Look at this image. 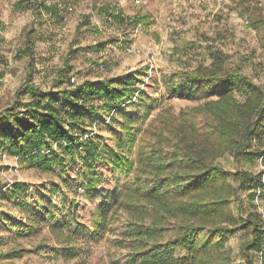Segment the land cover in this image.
Masks as SVG:
<instances>
[{
    "label": "rangeland",
    "instance_id": "374dc122",
    "mask_svg": "<svg viewBox=\"0 0 264 264\" xmlns=\"http://www.w3.org/2000/svg\"><path fill=\"white\" fill-rule=\"evenodd\" d=\"M17 1L0 0V110L32 98L25 88L31 75L32 82L56 91L54 83L66 65L71 69L64 87L132 71L140 94L120 111L113 110L114 120L107 111L86 118L87 127L92 123L91 136L101 135L103 143L115 146L128 116L137 137L149 139L161 116L179 115L183 109L203 106L207 97L218 98L211 88L206 94H193L190 85L173 91L170 84L177 71L211 65L213 51L224 55L227 69L240 71L264 89V34L248 20L251 15L264 18V0H124L129 15L149 13V24L128 29L97 10L105 3L118 5L119 0H72V10L67 0H47L48 5L57 4L58 15ZM88 14L90 23L77 30ZM28 31L33 32L35 45L26 44ZM237 96L246 98L241 90ZM18 109L25 111L23 106ZM2 133L1 129L0 144ZM53 143V149L59 147ZM20 147L19 142L15 148L8 142L0 147V264H141L127 236V225L138 212L122 202L134 181L138 139L131 151L133 169H116L104 158L96 160V188L87 186L90 166L77 150H62L64 162L56 160L49 168L20 152ZM253 147H262L260 138L253 140ZM42 150L49 154L52 145ZM217 163L228 171L235 189L229 213L240 220L237 231L224 236L217 263L227 253L232 264H248L244 245L253 227L246 226L244 218L259 211L264 219V172L260 186H253L264 170V154L248 150L237 157L225 150L217 154ZM244 171L255 178L243 180ZM14 181L31 185L16 195ZM115 190L118 193L109 196ZM38 200L43 206L30 209L29 203ZM46 208L57 214L55 220ZM67 244L73 245L74 254H64ZM176 253L189 251L179 247ZM251 254L253 264H264L262 252Z\"/></svg>",
    "mask_w": 264,
    "mask_h": 264
},
{
    "label": "trees",
    "instance_id": "16d2710c",
    "mask_svg": "<svg viewBox=\"0 0 264 264\" xmlns=\"http://www.w3.org/2000/svg\"><path fill=\"white\" fill-rule=\"evenodd\" d=\"M16 4H29L33 9H46L58 15L57 4L48 5L47 0H18ZM97 10L124 29L150 23L149 14L139 12L130 16L110 3L102 4ZM248 20L264 34L263 17L251 15ZM89 23L88 14L78 23L77 30ZM32 33L27 32V45H35ZM212 53L211 65L177 71L170 84L173 91L190 85L193 94H206L211 88L218 93V98L207 97L203 106L183 109L179 115L161 116L160 126L151 134L153 138L139 139L130 116L122 123L124 134L115 146L103 143L101 135L91 136L92 123L88 124L90 127L86 125L88 114L107 111L114 120L112 111H120L122 105L140 94L138 79L131 71L111 79L84 80L73 87H64L71 69V65H66L54 83L58 87L56 91L32 82L31 75L25 88L32 98L19 99L16 104L0 110V130H3L0 147L8 142L9 148H15L19 142L20 152L49 168L54 167L56 160L64 162L62 150H77L90 166L86 184L96 188V160L104 158L116 169H133L131 151L138 139L140 149L134 181L122 202L138 212V218L127 225V236L137 248L134 252L140 257V263L232 264L227 253L217 263V253H223L224 236L234 234L240 221L229 213L235 189L228 179V171L217 163V154L225 150L237 157L248 150L264 154V89L240 71L227 69L223 54ZM238 90L245 94L244 101L237 96ZM20 106L25 108L24 112L18 109ZM257 138L262 147H253V140ZM53 142L59 143V147L53 149ZM48 145H52L49 154L42 150ZM263 172L256 175L253 186H260ZM251 177L254 179L255 175L242 173L243 180ZM27 184L31 185L14 181L13 193L21 194ZM261 186L264 190V183ZM117 193L115 190L109 196ZM29 206L34 209L43 204L38 200ZM45 212L53 220L57 217L48 208ZM103 218L101 215L100 219ZM244 223L253 227L252 237L244 245L248 264L254 263L251 251L262 252L264 263L263 216L259 211L250 212ZM179 247L187 248L189 253L178 255ZM73 248L67 244L64 254H74Z\"/></svg>",
    "mask_w": 264,
    "mask_h": 264
},
{
    "label": "crops",
    "instance_id": "0c3cea01",
    "mask_svg": "<svg viewBox=\"0 0 264 264\" xmlns=\"http://www.w3.org/2000/svg\"><path fill=\"white\" fill-rule=\"evenodd\" d=\"M118 5V7H120V8H122V10L124 11V13L125 14H127V15H129L130 13H127V11L125 10V4H124V0H119V3H117ZM140 11H136L135 12V14H137V13H139ZM140 13H142V14H144L145 12H140ZM147 14H149V13H147ZM131 16V15H130ZM107 18H109L108 16H106ZM114 24H116L115 22H114ZM113 24V25H114ZM112 25V24H111ZM115 26V25H114Z\"/></svg>",
    "mask_w": 264,
    "mask_h": 264
},
{
    "label": "built area",
    "instance_id": "2783aa9c",
    "mask_svg": "<svg viewBox=\"0 0 264 264\" xmlns=\"http://www.w3.org/2000/svg\"><path fill=\"white\" fill-rule=\"evenodd\" d=\"M67 1H68V3H67V4H68V9H69V10H72V9H73V6H72V4H71V1H72V0H67Z\"/></svg>",
    "mask_w": 264,
    "mask_h": 264
}]
</instances>
